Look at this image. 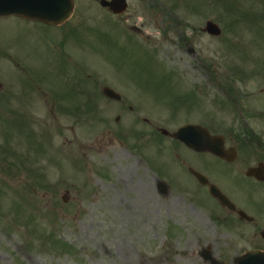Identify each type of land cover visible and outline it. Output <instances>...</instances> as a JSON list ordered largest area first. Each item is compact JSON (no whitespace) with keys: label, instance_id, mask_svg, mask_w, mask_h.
<instances>
[{"label":"rangeland","instance_id":"obj_1","mask_svg":"<svg viewBox=\"0 0 264 264\" xmlns=\"http://www.w3.org/2000/svg\"><path fill=\"white\" fill-rule=\"evenodd\" d=\"M79 3L84 6V2ZM83 6H80L70 27H75L82 33L84 26H114L112 25L113 21L111 23L100 17L93 8H88L89 11L85 12ZM261 11H264L263 0H217V3L215 0H194L193 2L192 0H180L176 14L184 25H194L195 27L202 25L204 27L207 21L212 20L222 28V38L214 40L198 31L188 29L186 33L182 34L167 33V43H164L158 32L145 29V35L149 38L147 40L149 43L146 44L147 50L162 64L169 63V69L185 72L191 76L197 73L201 82L210 76L212 72L210 64L213 63L217 67V73L221 74L218 77L220 83H225L222 82V79L223 76L227 77L226 75L229 73L227 65L232 61L237 65H245L249 70L247 73H254L255 68H251L247 63L254 59V56L248 54V49H251L255 54L260 53L259 56L264 59V22L258 23V15H256ZM192 13L201 15L200 20L196 21L191 17ZM142 17L144 16H139L135 20L138 22L137 25L142 23ZM200 21L201 23L197 24ZM39 25L26 23L13 17L0 19V58L3 53L10 50L17 62L23 64L21 71L26 73V75H22L15 69H6L7 66L2 64L0 65V77L4 76L6 81H22L21 85L25 86L26 94L31 90L38 91L40 83L45 82L48 86H57L58 83H61L65 86L80 76L76 70L68 66L67 57L64 54L70 57L84 58V61H75H87L93 66L91 67L93 71L97 68V72L94 73L96 78H99L100 74H104L97 81H91L93 91L99 89L102 84L112 85V82L108 81L106 77L112 76L115 85H118L120 81L129 80L127 72L129 69L125 63L131 60L121 61L117 56H113L111 61L107 60L100 55V44L85 45L84 47L74 46V48L68 45L62 49L58 34L52 29ZM239 28H242L240 33ZM244 29H249L254 34L243 32ZM181 35H186L185 37H189L195 43V48L200 54L198 57L191 59L187 51H178L179 48L174 44L180 41L178 37ZM232 41L235 46L237 45L236 47L240 42L241 46L246 48L244 50L245 59L243 51H238L240 57L229 52L228 43ZM196 42H199V45ZM136 43L137 48H142L140 42ZM189 49L190 46H187V50ZM22 53L28 56V64L21 62ZM200 58H203V64L208 63L209 69L203 66ZM0 63H5V61L0 60ZM116 67L123 69L124 73L120 78H117L115 74ZM239 68L243 70L241 66ZM72 70L75 75L71 72ZM258 71L264 73V61ZM256 79L257 77L253 76L251 83L245 85L238 83V94L244 97V94L247 93L254 98L257 90ZM225 84L227 85V83ZM207 86L209 91H205L206 103L214 95L223 98L226 87L215 88L209 83ZM229 106L233 105L222 101L219 107L221 109L219 112L224 114L219 122L226 123V126L230 125L227 124L228 110H226L232 109ZM40 108V105L33 106L32 109L35 111H31L32 114L29 115L34 120L36 127L45 128L51 124L52 120L49 111H43ZM209 109L210 107H207L206 111ZM4 114L0 112V122H3L1 117L4 118ZM66 120L68 118L65 117L59 122L61 125H65ZM111 121L113 122V119ZM28 124L30 125V122ZM60 131L62 135H54L48 148L51 147L58 152L63 149L69 156L68 147L63 145L62 141L63 136L69 135L72 144L74 141L72 133L67 129ZM88 131L92 133L91 137ZM88 131L83 127L80 130L76 129L77 135L84 136V138L80 136V143L90 144L97 138L105 139L102 135L105 130L99 125L92 126ZM254 132H259V129H254ZM29 138H32V135H29ZM25 140H28L27 136L23 139V141ZM104 141L107 142V139ZM30 143L27 141V144ZM0 147L5 150L6 146L0 142ZM22 148L25 151L29 150L25 144ZM48 148L46 147V149ZM15 151L19 159L31 157L27 152ZM117 152L121 153L122 158L116 156ZM62 154L61 157L66 161L61 162V166H53L58 164L51 163L56 159L55 154L45 153L46 160L39 156L44 160L43 162L38 160L39 165L44 168V170L39 168L43 170L41 179L32 176L34 174H31L32 168L29 166L26 168L27 173L23 172L22 166L14 167L11 169L13 174L10 176L7 173V170L10 169L8 166L14 164L0 161V226L2 228H0V264H201L197 257L198 244L199 246L204 244L202 237L209 240L208 235L212 231L204 226L205 222H201L197 216L191 217L190 220L182 218V221H187L183 226L170 225L172 222L167 218L165 211L167 199L159 200L154 193L156 176L149 172L144 165L142 166L136 158L130 157L128 152H124L122 148L119 150L117 146L116 148L108 147L97 156L91 153L85 159L81 156V162L80 160L76 161L84 163L87 168L85 173L90 180V184L87 185L83 174H77L80 173L77 169L84 171V168H74V164L68 163L67 155ZM165 160L167 159L162 156H156V159L152 161L155 172L165 173L167 178L173 179L175 174L171 170H166L167 162L165 163ZM16 163L21 164L22 162ZM137 164L138 168H136ZM172 166L176 165L172 164ZM102 167H106L112 175V180L109 179L110 182L107 184H101L99 182L100 175L95 172L96 169ZM127 171L137 172V180L144 179V189L140 192L141 199L137 198L139 193L127 191L124 185L116 181L120 172L127 173ZM32 172L35 173L36 170H32ZM76 174L77 176H74ZM178 181L184 189L183 192L192 198L193 203L198 206H202L206 202L209 203L204 194L196 190L195 184L186 174H179ZM44 182L51 188H47ZM3 183L7 186L6 188L2 185ZM108 185L110 188L107 187ZM90 187L92 193L88 194ZM112 194H116V201L110 198ZM238 194L236 192V199ZM64 196L69 198L67 203L63 201ZM131 202L136 207L145 205L146 208L143 207L142 212H146V210L149 212L150 207L154 214L148 216L147 223L140 219L134 220L125 213V209ZM125 203L126 206L123 207ZM21 204L23 208H21ZM142 212H139L140 216H142ZM127 213L131 214L133 211L127 209ZM32 216L34 221L27 220ZM171 226L182 234L169 239L168 230ZM4 227L8 230L3 229ZM43 227L45 236H43ZM206 231H208L207 234H205ZM220 231L222 230L220 229ZM217 242L220 249L228 248L231 253H239L243 250L242 244L234 239L232 233H226V235L222 233ZM65 243L68 245L67 247L63 246Z\"/></svg>","mask_w":264,"mask_h":264},{"label":"flooded vegetation","instance_id":"obj_2","mask_svg":"<svg viewBox=\"0 0 264 264\" xmlns=\"http://www.w3.org/2000/svg\"><path fill=\"white\" fill-rule=\"evenodd\" d=\"M97 1V0H96ZM110 1V0H107ZM139 1H144L143 7H147L146 12L150 11L152 13H155V9L157 7L161 8V5H156L155 0H138ZM130 2V0H129ZM106 13H109L107 9L104 10ZM157 15H155L156 19H159L160 22V29L164 33L167 34V10L166 11H160L159 13L156 12ZM124 17H121L123 19ZM130 31H135L137 30L136 27L129 26ZM135 87L137 88L138 92L140 93L138 96V101L135 106L133 105H127L126 101L123 99L119 104H120V109L122 112L131 114L132 118L134 119V123L137 125H140L141 128H138L140 130H143L144 132L141 133V137L143 139H153L155 136L156 132L162 128L163 124L167 125H173L178 123L177 120L174 118L167 117L166 112L163 110V108L159 105H156V102L149 100L148 98L150 97V94H154L156 92H160L161 87H167V80H161L160 77H153L152 79H146V80H136L134 83ZM80 97L88 98L90 99L91 95L89 94L88 91L84 92H79ZM10 96L5 97V103L11 105V102H9ZM88 100H87V102ZM90 107V106H89ZM96 109H104L102 106H95ZM147 114V117H141L139 114ZM185 122L186 124H199L203 123L202 116L200 112L198 111L197 108H194L190 110L189 112L185 113ZM235 139L233 136H229L227 138L228 144L231 146H235ZM170 141H173L171 139H167ZM135 147L139 148L140 145H136ZM245 155H247L248 158H245L242 163L240 161L234 162V163H228L226 161H221L215 159L217 163L222 165L223 167H227L229 169H234L237 165H239V170L238 172L240 173V177L243 175V169H248L250 167H256L258 166L257 164L263 163L264 164V145L262 143V139L260 141H257L255 144H253V139H248V147H247V152L245 151ZM179 158V156H178ZM256 159V160H255ZM258 161V162H257ZM181 166L182 167H195L199 168L200 170L206 169L207 172H211L210 170V165H207L204 163L203 156L202 155H196L194 153L191 154V158L189 161L187 159L180 160ZM235 171V170H234ZM210 177V176H209ZM219 178L225 179L224 181L230 186L231 182L229 180L230 176L226 174H220L218 176ZM211 180L215 179V176L210 177ZM217 178V177H216ZM245 183L246 188H247V194L246 198L248 201L251 200L253 202V205H250L251 208L254 210L252 211L253 213L260 215L264 213V206L261 205L260 203H255V200H258L259 198L261 199L262 202H264V182L259 183L257 180L253 178H247L245 177ZM192 181H195V179L192 177ZM124 182L130 184L131 186H134L133 180H125ZM249 186V188H248ZM202 191L206 194V191L208 190L206 187H201ZM261 190V191H260ZM209 200L210 198L207 197ZM213 203L212 208L215 210H219L223 216L224 221H230L233 222L235 221L237 214L235 211H230L226 208H222L216 201L211 200ZM177 205H179V202L176 201L175 204L173 205L175 208H177ZM240 224L246 225L250 227L252 224L247 223L245 221H240ZM255 226L258 225V223H253Z\"/></svg>","mask_w":264,"mask_h":264},{"label":"water","instance_id":"obj_3","mask_svg":"<svg viewBox=\"0 0 264 264\" xmlns=\"http://www.w3.org/2000/svg\"><path fill=\"white\" fill-rule=\"evenodd\" d=\"M38 1L44 6L53 7L54 9H52L51 12L52 11L57 12L59 10L61 17L63 19L68 16V6L67 5H69V0H38ZM28 3H29V0H0V15L10 14V12L16 13V11L14 10H17L16 6H18L17 12L20 14L26 15L30 18L43 19L45 21L51 20L50 17L52 16L40 15L39 13H36L35 5L28 4ZM208 31L211 34H219V30L212 24H209ZM205 147H208V145H205ZM239 264H264V257L248 256V258L242 260L241 262H239Z\"/></svg>","mask_w":264,"mask_h":264}]
</instances>
